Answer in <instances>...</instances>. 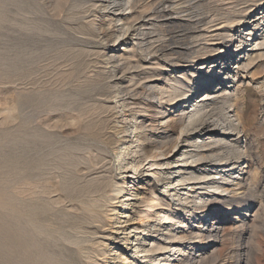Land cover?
Here are the masks:
<instances>
[{"label": "bare ground", "instance_id": "6f19581e", "mask_svg": "<svg viewBox=\"0 0 264 264\" xmlns=\"http://www.w3.org/2000/svg\"><path fill=\"white\" fill-rule=\"evenodd\" d=\"M93 1L95 2V0ZM212 1L99 0L101 3L100 9L102 10L100 16L103 19L97 21L95 24L92 22V24L88 23L83 26V23H81L83 26L81 30L83 32L88 34L90 28L92 30L98 29L102 33V41L107 42V44L109 42L120 41L119 39L123 38L126 43H129L127 42L130 41L128 39L134 35L140 38L143 37V39H136L133 44H125L128 51H123L122 54H120L121 50L117 51L114 49L117 46L113 45L112 47L106 48L107 52H105L106 54L104 53V57L110 60L109 64L111 63L114 69L115 80H112L109 88L112 91L114 90L113 94H115V98L117 99L116 103L119 104L126 119H130L129 122L132 125L130 126L132 127L130 137L133 136V141L129 140L128 143H123L125 147H120L122 150H120L121 153H118L120 161L119 167L126 171L127 176L116 179L115 177H106L103 174L104 177H99V175L97 176L98 178L95 177L96 179L90 180L87 179L88 176L86 174L85 176L80 175L83 170H88L90 167L89 163L90 165H95L97 157L91 159L89 163L88 160L84 163L79 161L76 163V179L78 177L80 183L76 181L73 185L71 183L69 185L68 182V185L57 182V178L55 180L52 178L53 176L49 177V175L44 178L45 173L43 174L41 170L42 166L41 168L39 165L34 168L31 167L32 165L25 166L27 170L22 178V182H18L21 183L19 190H17L16 184V187H14L16 189H13L9 198L0 195V208L7 211L4 222L2 221L4 225L1 228L4 229L3 233L6 235V243H4L7 248L5 264H110L109 259L113 261V264H143L142 260L146 257H149L150 261L144 264H195V258L190 257L176 261L177 259L175 258L179 259L181 255L185 256L188 249L184 247L176 248L177 246L175 244H183L182 241L187 239L191 240L193 243H190L191 247L188 255L198 252L201 253L203 251L202 248L212 242L209 241L202 245L197 242V239H200V242H204L205 240L214 241L216 239L220 227L218 226L219 223L216 221V218L212 219V223L205 233L202 231L197 233L193 230L191 233L186 231L184 235H174V231H168L169 235L161 236V241L152 239L149 242L147 240L148 237L144 235L150 225L154 227L148 231L149 237L152 235L155 236L165 226L163 224H168L167 226L171 227V224L176 221L179 224L187 223L185 219L175 215L172 211L171 202L165 195V192H171V189L168 190V187L171 184L175 185L174 182L180 183L177 186H182V190H186V193L182 192V195L177 193L175 195L177 199L174 200H178L180 205L185 203L189 205L183 208L185 212L189 213L192 211H187V209H192L189 207H194L199 204L203 205L196 209L202 210L201 214L198 215L199 213L195 214L193 212L191 215L192 218L203 219L205 213L217 212L222 214L224 210L223 214L226 213L228 216L237 217L241 223L239 226L240 229L247 225V222L255 224L256 220L260 218V213L258 211L254 212V207L251 204V197H253V194L258 193V188H256L258 182L249 184L251 188L248 189L245 185L243 186V181L239 180L234 183V187L238 188L232 190L233 195L230 198L221 199L212 204H207L209 201L206 200V196L209 192L206 195H201L197 192L199 189L205 188L220 191V193H226L230 190V187L227 186L229 182L224 185H216L217 182L210 183L211 180H217L221 177L216 176L208 179L210 175L207 174L206 176L204 172L200 173L198 171L199 167L206 169L209 166H214L215 168L212 169H216L217 171L218 169H223V167H232L230 171L233 172L238 171L243 174L253 173L252 164L254 158L251 155L250 148L245 149L236 138L234 143L229 142V139L236 135L248 136L250 127L258 126L256 124V118L250 112L251 100H248L243 94L244 89L242 85L246 82L245 76H241L242 78L238 80L235 91H228L229 89L223 87L230 80L229 69L231 66L229 62L232 58L239 59L244 56H237L233 53L236 57H226L228 51L222 45L224 42L220 41L225 40L227 38L226 34L233 32L232 29L249 25L248 19L245 17L247 16L246 13L249 9H252V13L260 10V7L264 4V0H220L228 13V16L224 19L223 26H218L219 28L214 30L212 27L217 25L202 29L199 25L213 24L216 22L217 18L212 19L210 17L209 19L205 17V12H203V8L209 10L208 7H211ZM225 1H228V3L223 4ZM73 9L74 5L69 7V18L74 16ZM126 11H131V15H122ZM185 13H187L186 16L180 17L181 14ZM173 15L175 17L179 15V17L173 18ZM169 16L172 17L168 18ZM92 17H94L93 14ZM130 19L131 21L133 19L134 23H132L133 21L129 23ZM148 20L155 21H152L150 24L147 23ZM113 22H118V24L120 22V25L117 26ZM176 22L184 27L190 26L193 28L192 41L187 43L186 39L182 38V36H178V39L176 38L177 40L171 39V41H163L161 39L163 32L160 30V27L167 23L170 25ZM148 25H151L152 28ZM147 26L149 29H144ZM192 28L190 29L192 30ZM210 29L212 31H208ZM254 31H250L248 36H256L257 34ZM211 32L219 33L208 36L212 34ZM99 35L98 37H100ZM250 40L247 38L244 40L242 46L244 51L252 47L253 42L256 41V37L252 40V43H250ZM230 42L228 41L226 43ZM260 45L258 44L257 46ZM258 53L254 55L253 49L247 59L244 57V61L234 60V62L236 61V65H239L235 68L244 75L245 73H249L250 75V70L253 69L252 66L256 61ZM259 56L261 57V55ZM177 70H179L180 75L172 77L171 74H174ZM119 72H122V74L119 75ZM219 77H221L220 81L217 79ZM221 81V84L218 83ZM156 84L158 85L156 86ZM205 88L209 90L206 92L209 99H206L205 102L207 103L201 105L202 107H198V104L205 100L198 101L200 97L198 95ZM132 89L135 90L132 91ZM245 90L248 92L252 91L249 88ZM145 93L149 96L148 98L145 96L143 98L141 95ZM208 93H218V96L211 97L212 94ZM259 93L264 94V82L261 83ZM150 98L157 99L158 101L155 100L157 102H152ZM11 100H14V98ZM218 111L223 116V119L221 118L222 120H220V117H217ZM168 112L171 115L166 120L167 125L164 126L163 124L165 131L155 134V131L162 130L160 126H162L163 122L161 123L160 121H163V116ZM231 113H233V116L230 115ZM87 115L88 113H84L83 110V113L74 116L70 120L66 118L60 119L56 123L53 122L54 130L55 127L62 128L67 126L71 129L68 132L64 131L67 134H76L78 137H84L85 140L90 138L97 142L110 144L109 138L112 136L108 138V133H104L103 130L106 128L104 126L105 124L103 125L104 121L94 118L89 119ZM179 129L182 130L181 134L177 132ZM254 132L258 137L257 140L260 142L262 139L260 137L264 135V129L259 127ZM206 137H209L210 142L205 141ZM114 139L117 140V138ZM190 148L194 150L192 151ZM187 149L190 150L188 151ZM69 155L71 156V154ZM181 157H187V159L181 160ZM243 157L246 158L244 160V167L236 166L235 159L240 160ZM99 158L98 160H100ZM216 160L218 162L214 163ZM121 162H125V164H121ZM164 166H178L177 168L183 166V168L188 169L187 171L195 169L198 173L193 170V172L175 177L173 181L170 180L171 177L166 178L168 182L165 184V191L161 193L158 191V183L161 181V178L156 176L164 172L161 169ZM146 167H149L150 170H146L145 172L152 173L150 175L151 177L149 176L150 178L147 180L148 185L143 183L138 185L133 184L135 180L128 182L129 177L139 178L143 174V169ZM89 170V172L92 171L91 169ZM87 174L90 173L87 172ZM217 175H220V173L218 172ZM152 178H156L158 183H153ZM230 180L231 177L228 178V181ZM204 185L205 187L203 188ZM173 190L176 191L177 188L174 187ZM262 201L260 199V204ZM134 205L138 207H134ZM157 207H163V209L157 211L155 216L153 215V211ZM133 209H137L136 215L132 214ZM252 212H254L253 215ZM163 221L167 223H162ZM199 225H205L203 220H200ZM258 226L260 227V224ZM107 227H109L110 233H106ZM129 230L130 232H127ZM121 231L127 232L124 238L122 252L120 249L117 251L118 249L116 248L118 246V242L116 241L119 239L117 235ZM133 233L136 236H143L144 245L133 246L135 253L128 256L127 249L134 243V241L132 243L131 241L136 237H128V235H132ZM228 233L224 231V237H227ZM195 240H197V244L194 243ZM110 242L114 243L110 244ZM0 243L2 244L1 241ZM200 246L203 247L199 248ZM2 251L4 250L2 249ZM2 253L4 254V252ZM170 253L173 255L166 257Z\"/></svg>", "mask_w": 264, "mask_h": 264}, {"label": "rangeland", "instance_id": "374dc122", "mask_svg": "<svg viewBox=\"0 0 264 264\" xmlns=\"http://www.w3.org/2000/svg\"><path fill=\"white\" fill-rule=\"evenodd\" d=\"M37 1L38 0H0V195H3L5 198H9L10 194L13 192V189L18 188L17 190H19L21 183L18 182H22V178L26 174L27 165L28 166L32 165L31 166L32 168H34L37 165H39L40 168L42 166L41 170L43 174L45 173L44 178L48 177L49 175V177L53 176L52 178H54L55 180L57 178L56 180L57 182H62L65 183L66 185L68 184L70 185L71 183L73 185V183H76V181L80 183L78 177L76 179V170H77L76 163L78 161L84 163L85 161L87 162V160L89 163L91 159L97 157L96 160L98 162L96 161L95 165L94 164L90 165L89 163L90 167L88 168V170L87 169L83 170L85 172L82 173L83 172L82 171L81 172L82 174L80 173V175L85 176L86 174L88 176L87 179L90 180L98 178L97 176L99 175H100L99 177H104L103 174L106 175V177L110 176V178L115 177L116 179L126 177L127 176V174L125 173L126 171L124 169H120L119 167L120 161L118 158L119 156L118 153L120 152V150H122L120 147H125L123 143L125 142L128 143L129 140L133 141V136L130 137L132 133V127H130L132 125L129 122L130 119L127 120L126 117L123 115L124 113H122L123 112L122 109H120L119 104L116 103L117 99L115 98V94H113L114 90L112 91V89L110 90L109 88V85L112 84V80L113 81L115 80L113 73L114 69L112 68V64L111 63L109 64L110 60L104 57V55L106 54L105 52H107L106 48L112 47V45L117 46L114 49H116L117 51L121 50L120 54H122L123 51L126 50L128 51V49L125 47V44L126 45L133 44L136 41V39H141V38L143 39V37L140 38L134 35L133 37H130L128 39L130 40L127 41L129 43H126L123 38V39H119L120 41L109 42L107 44V42L105 43L102 41L103 36H101L102 33L98 29H93L94 30L93 31L90 28L89 30L91 32L88 31V34L91 35H88L86 34V32H83V30L81 29H83L84 24L85 25H87L88 23L92 24V22L93 24H95L97 21L103 19L100 16L102 10L100 9L101 3L99 2V0H95V2L93 0H81V1L74 0V2H72L73 0H39L38 2ZM75 1L77 2L79 1L80 3L79 2L77 3ZM226 3H228V1H225L223 4ZM72 5H74V9L72 12H74L73 15L75 17L73 16L74 18L73 17L69 18L68 13H70V11L68 12V10L69 7H72ZM78 6H80L79 7L80 9L78 8ZM208 9L209 10L203 8L204 10L203 12H205L204 13L205 17L209 19L210 17L212 19L217 18L216 22L213 24H203L199 26H201L202 29H207V27L209 26L217 25L215 27H212L213 30L223 26L224 19L225 17L228 16V13L226 12V8L223 7L221 1L213 0L211 3V7L210 8L208 7ZM130 13L131 11H126V13L124 12V14L122 15H131ZM92 14L94 17H92ZM256 14L258 15L254 18ZM186 15L187 13L181 14L180 17ZM246 15L247 16L245 17L248 19L249 25L243 26L241 28L232 29L233 32L227 33L226 34L227 38H225V40L220 42H224L222 45L228 51L226 53V57L227 56L236 57L235 56L236 54L237 56L243 55L247 59L251 55L253 49H254V55H256L259 52L256 61L252 66L253 69L250 70L251 71L250 75L249 73H245L244 75L242 74L241 71L239 72L238 69L235 68L239 66L236 65V61L242 62L244 61V57L239 59L232 58V60L229 62V65L231 66V68L229 69L230 80H228L229 83L223 85L225 89H229L228 91H235L236 90L235 86L238 80L243 76H245L244 78L246 82L242 85V88L244 89L243 94L248 100H251L250 103L252 105L250 112L251 115L256 118V121L258 122V123L256 122V124L258 126L255 125L256 127L255 126L250 127L248 136L244 137L243 135H236L235 137L230 138L231 140L229 139V142L234 143L236 140H238L240 145L243 146L245 149L250 148L251 155L254 158V162L252 164L253 173L243 174L238 171L233 172L230 171L232 167H223V169H218V171L216 169H212L215 168L214 166L211 167L209 166L206 169L199 167L198 171L200 173L204 172L206 176L207 174L210 175L208 179H212L213 177L216 176L221 177L220 179L217 180H211L210 183L217 182L216 185H224L225 183L229 182L227 186L230 187L229 190L230 192L229 191H227L226 193L221 192L222 193L221 194L220 191H215L213 189H206V188L199 189L197 192L198 194L201 195H206V193L209 192L206 196V200L209 201L207 204L210 203L212 204L213 202L219 201L221 199L230 198L233 195L232 190L238 188V187L236 188L234 187V183H236L239 180H242L243 186L245 185V187L248 189L251 188L249 184H251L252 182H258V184L256 185L257 186L256 188H258V193H255V195L253 194V197H251L252 200L251 204L254 207L253 211L254 212L258 211L261 216L259 219L256 220L255 224H252L251 222L250 224L247 222L248 226L245 225L242 228L243 230L239 228L241 223L239 222L237 217L228 216V214L226 213L223 214L224 210L222 211V214H219L217 212L205 213L204 215L205 217L203 219L196 217L192 218L191 215L193 212H195V214L199 213L198 215L201 214L202 210H196V209L202 207L203 205L199 204L194 207H189L192 209H187V211L188 210H192V211L189 213L185 212L183 208H186L189 205L186 203L180 205V202L178 200L177 201L174 200L177 199L175 196L177 193H180L182 195L183 193H186V190H182L183 189L182 186H177L180 183L174 182L175 185L171 184L168 187V190L171 189V192L169 193L165 192V195L168 198V200L171 202L170 204L172 205V211L175 213V215H178L182 219H185L187 223L179 224L176 221L177 223L176 222L172 223L171 227H168L167 226L168 224L167 225L163 224L165 226H163L155 236L152 235L151 237H149L148 231L150 229H153L154 227L153 225H150L147 232L144 234L148 237L147 238L148 242L152 239L161 241L162 239L161 236L169 235L168 231H174L173 233L174 235L175 234L184 235L186 231L191 233L193 230L196 231L197 233H200L201 231L205 233L209 228L210 224L212 223V219L214 218H216V221L219 223L218 226H220L219 234L218 236H216V239H214V241L205 240L204 242H200V239H197L198 241L197 240L194 241V243L197 244V242H199V244L202 245L206 244L209 241L212 242L207 246L204 247L200 246L199 248L203 247L202 248L203 251L201 253L198 252L196 254L188 255V252L191 247L190 243H193V241L191 240L187 239L185 241H182L184 246H182L183 244H175V246H177L176 248L184 247L188 249V251H186L185 253L186 255L185 256L181 255L179 259L175 258L177 259L176 261H180L183 258L190 257V258H195V264L197 262L198 264H264V135L260 137L262 139L259 142L257 140L258 137L255 135L256 133L254 132L256 128L258 129L259 127L261 129H264V94L259 93V88L261 87V83L264 82V4L260 7V10L254 13H252V9H249ZM176 16L179 17V15ZM81 17L84 21L80 19ZM171 17L172 16H169L168 18ZM174 17L175 15H173V18ZM132 21L130 19L129 23L131 22L134 23L133 19ZM152 21L148 20L147 23L151 24ZM81 23H83V26ZM113 23L117 26L120 25V22L119 24L118 22L117 23L113 22ZM176 23H172L173 25L170 24L171 26L168 23L164 25L162 24L163 26L160 27V30L163 32L161 39L163 41L166 40L171 41V39H176V38L178 39V36L179 37L182 36V38L186 39L187 43L192 41L193 39L192 34L194 32L193 28L190 26L189 27L185 26L186 27L185 29L183 25H181L178 22ZM148 26L152 28L151 25ZM148 26L147 28L144 27V29L148 30L149 29ZM190 28H192V30ZM212 29L208 31H212ZM250 31H254V33L257 35L248 36ZM211 33L212 34L209 33L210 35L208 36L216 35L219 32H211ZM97 34L98 35L100 34L99 35L100 37H98ZM255 37H256V41L253 42L252 47H249L246 49V51H244L242 49L244 40L246 38L251 39L250 43H252V40ZM228 41L231 42L226 43ZM258 44L261 45L257 46ZM259 55H261V57ZM234 60L236 61L234 62ZM108 67L110 68L108 69ZM118 74L121 75L122 72H119ZM176 75L178 76L180 75L179 70H177L174 74H171L172 77H175ZM217 79H219L218 81H220L221 77ZM218 83L221 84L222 81ZM157 85L158 84H156V86ZM247 88L251 89L252 91L248 92L247 90H245ZM134 90L135 89H132V91ZM156 91L158 90L156 89ZM208 91H209L208 88H205L198 95V97L200 96L198 100L199 102L205 99L200 104L197 103L198 107H202L201 105L207 103L205 101L206 99H209L206 93ZM202 94L204 95L202 96ZM208 94H212L211 97L218 96V93H208ZM141 95L143 96V98L149 97L146 93L144 95L143 94ZM10 98L11 99L14 98V100H11ZM150 100L152 102L158 101L157 99H152V98H150ZM14 107L15 109H13ZM179 109H181V107H179ZM83 110L84 113L86 112L88 113L87 118L89 119L94 118L104 121L103 125L105 124L104 126L106 127L103 130L104 133L106 132L108 133V138L112 136L111 138H109L110 144L97 142L90 138L85 140L84 137H78V135L76 134H67L65 132L71 130L70 127L67 126L62 127L63 129L59 127L58 129L55 127L54 130L53 127L54 123H56L60 119L67 118L68 120H70L74 116L83 113ZM168 113L163 116L164 118L163 121H160L161 123L163 122L162 126H160L162 127V130L160 129L159 131H155V134L158 132L163 133L165 131L163 127L167 125L166 120L168 116L171 115L170 112ZM230 115L233 116V113H231ZM221 116L222 114L219 113L218 111L217 117H220V120L223 119V116L222 117ZM120 131L122 134L120 133ZM177 132L181 134L182 130L179 129L177 130ZM124 136L125 137L127 136L128 138L127 137L125 138ZM114 138H117V140ZM205 141L210 142L209 137H206ZM190 149L187 150L189 151ZM193 150L194 149H192V151ZM69 154H71V156ZM98 158L100 160H98ZM185 159H187V157H181V160H185ZM245 159H246L245 157L240 159L241 161L235 159L236 166L239 165L244 167ZM217 162H218L217 160L214 161V163ZM121 164H125V162H121ZM177 167L178 166L161 167V169H163L164 172L161 173V175L159 174V176H156L161 178V181L159 183L157 182L158 180L156 178H152L153 183L156 182L159 184L158 185L159 192L162 193L163 191H165L164 190L165 184L168 182L166 178L171 177L170 180L173 181L175 177H178L181 174L193 172V170H195L193 169L187 171L188 169L183 168V166H181L180 168ZM89 169H91L92 171L89 172L90 171ZM143 170H144L143 174L140 175L139 178L136 179L135 177L134 178L129 177L128 182L135 180L133 184L138 185L140 183H143L148 185L147 180L151 177L150 175L152 173L145 172L146 170L147 171L150 170L149 167H146ZM198 171L195 170V172L197 173ZM87 172L90 174H87ZM218 172L220 173V175H217ZM255 174H257V176H255L256 178L254 177ZM229 177H231L230 181H228ZM16 184L17 187L15 186ZM174 187L177 188L176 191L173 190ZM204 187L205 185L203 186V188ZM238 196L240 195L238 194ZM260 199L263 200L261 204H260ZM134 207H138V206L134 205ZM162 209L163 207L155 208L154 209L155 212L153 211V215L156 216V212ZM133 212L132 214L136 215L137 209L136 210L133 209ZM254 212H252V215L254 214ZM0 214H1L0 220L3 219L0 221L1 222L0 241L2 242V244L0 243L1 246L0 264L3 263L5 264L7 248L4 245V243H6L5 241L6 235L5 233H3L4 229L1 228L4 225L3 222L6 217L7 211L5 209L3 210L2 208H0ZM200 220H203V222L205 223L204 226L199 225ZM162 223H167V222L163 221ZM259 224L260 227L258 226ZM108 228L109 227L106 228L107 230L105 229L106 233H110L109 232L110 230ZM224 231L229 232L227 237H224L223 234ZM127 232H130V230ZM127 232L121 231V233L117 235L119 236V239H117L116 241L118 242V246H116V248L118 249L117 251H119L120 249L122 252V246L124 244V238L126 237ZM134 234L135 233H133L132 235H128V237L136 236V234L135 235ZM133 241L134 243L131 244L130 247L127 249L128 256H131L133 253H135V248H133V246L144 245L143 236L140 235L136 236L135 239H132L131 243ZM112 243L114 242H110V244ZM2 249L4 251H2ZM2 252H4V254ZM171 255L173 254L170 253L166 255V257H169ZM178 255H180V253H178ZM142 261L143 264L147 263L150 261V258L146 257ZM109 262L110 264H113V261H111V259H109Z\"/></svg>", "mask_w": 264, "mask_h": 264}]
</instances>
